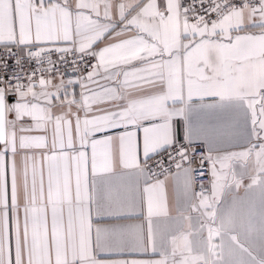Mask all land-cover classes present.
Masks as SVG:
<instances>
[{
    "label": "snow or ice",
    "instance_id": "6c2138e0",
    "mask_svg": "<svg viewBox=\"0 0 264 264\" xmlns=\"http://www.w3.org/2000/svg\"><path fill=\"white\" fill-rule=\"evenodd\" d=\"M0 264H264V0H0Z\"/></svg>",
    "mask_w": 264,
    "mask_h": 264
},
{
    "label": "crops",
    "instance_id": "0c3cea01",
    "mask_svg": "<svg viewBox=\"0 0 264 264\" xmlns=\"http://www.w3.org/2000/svg\"><path fill=\"white\" fill-rule=\"evenodd\" d=\"M249 183V181L247 179H245L243 181V185L246 186L247 184ZM242 186L240 187L238 190H233V192L231 193V195L229 196V200L232 199V197H235L238 201V205L240 207H243L244 206V202L249 199V198H252L254 196H258V193H250V192H246V189L245 187ZM169 194H170V197H171V189H169ZM175 208L173 207V215H175ZM140 221L139 220H128V221H124V223H139Z\"/></svg>",
    "mask_w": 264,
    "mask_h": 264
}]
</instances>
